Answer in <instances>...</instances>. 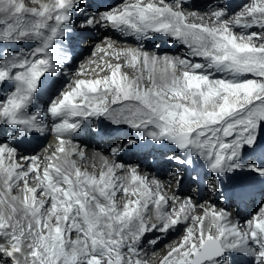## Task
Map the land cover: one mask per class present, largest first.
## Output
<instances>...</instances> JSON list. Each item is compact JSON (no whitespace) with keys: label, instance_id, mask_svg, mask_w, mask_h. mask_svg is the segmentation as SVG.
Masks as SVG:
<instances>
[{"label":"snow or ice","instance_id":"1","mask_svg":"<svg viewBox=\"0 0 264 264\" xmlns=\"http://www.w3.org/2000/svg\"><path fill=\"white\" fill-rule=\"evenodd\" d=\"M191 7L0 0V264H151L174 231L156 264H264V0ZM101 29L135 45L106 38L66 71L73 39ZM161 37L185 51L147 50ZM86 126L124 132L98 174L79 166ZM48 133L53 151L21 152ZM143 150L167 162L170 193L119 162ZM186 176L234 212L181 196Z\"/></svg>","mask_w":264,"mask_h":264},{"label":"bare ground","instance_id":"2","mask_svg":"<svg viewBox=\"0 0 264 264\" xmlns=\"http://www.w3.org/2000/svg\"><path fill=\"white\" fill-rule=\"evenodd\" d=\"M121 2H122V0H111L110 4L115 6L116 4L121 3ZM218 2H217V0H202V1H197V2L190 1L191 5L194 6V7H191L190 10L203 13V12H206L208 10L209 5L214 6ZM220 2L223 3L222 0H220ZM243 2H247V0H244ZM93 3H96V2L93 0ZM29 4H30V0H29ZM200 6L204 7V9L198 8ZM90 34H94L91 39L88 38V35H90ZM83 37H87V39L83 43L78 44L79 40L82 39ZM106 38L117 40L118 41L117 46H124L126 44L127 45H133V46L135 45L134 39H132L130 37H124L119 32H113L111 30H104V29H101L99 31H93V32L86 34L84 36L75 37L73 39V43H72V48H73L74 54L72 56V60L70 61L68 66H66V71H68L70 73L69 70L72 68V66L74 64L73 61L76 62V60L79 57H81L82 54L89 52V54L83 59V63H86L88 61V59L92 56L91 50L94 48L95 44L100 43L101 41H103ZM153 43L160 45L159 51H160L161 55H163L164 53H168L170 55H178V54H181L185 51L184 49H180V48H182L180 45H178V44L172 45L170 42L165 41L164 38H162V37L157 39V40H154L151 44H146L147 50H149V51L154 50ZM164 44H165V46H164ZM82 47H85V48H82ZM98 55H100V54H98ZM82 57H84V56H82ZM126 71H127V69H126ZM66 79H71V76L66 77ZM88 128L89 127L86 126L84 128V130L86 131ZM107 131H109L111 134L101 135L99 140H96L94 138L95 134L92 133V131L85 134V137L82 136L81 132L76 134L73 137L74 142L76 144H79L80 147L85 151V157L86 158L84 161L79 163L81 170H87L89 173H96V174L99 173V170L101 169L102 163H103L100 159V156H110L109 144H110L111 140L115 139V137L111 138V136L115 133L112 132L110 129H108ZM119 133H124V132L121 131ZM46 138H51L52 141L50 143H47V145H45L43 147L40 146L39 143L42 140H45ZM38 141H40V142H38ZM56 144H57V141H56L54 135L51 133H48L46 136H38L37 139L33 140L30 145L21 146L20 150H21V152H24L25 149H27V151L29 153H34L40 148L39 153H37V155H43L45 148H48L49 146H51L50 151H53L56 147ZM94 151H97L98 153H100V155H96V153ZM138 159H139V156H137L136 154L124 155L122 157V160L119 162L125 163V164H135V163L139 162L141 165V174H148L150 178H151V176L155 175L159 180H161L164 183V185H165L164 191L170 193L171 190L167 187V185H168V181L171 179V176L169 175L167 163H163V162L160 163L159 169L157 170L158 166L153 167L150 165L149 162H145L143 160L138 161ZM121 175H123V174H121ZM188 185H189L188 181H184V184L179 189H177L178 193L181 196H184L185 194L193 195L194 197L199 199L201 203H204L205 201H210V202H215L217 204V206L221 205V204L218 205V203L216 201V197H214V196L210 197L209 194L207 193V191H204L203 199H201L199 196H196L195 194H193L188 189ZM173 187H174V185H173ZM257 204L258 203H256V202L249 201L246 204L242 205L240 208L241 215L238 219L243 220V219L249 218L251 213L253 212V210L257 209ZM228 210L234 212V209H232V208L231 209L228 208ZM176 233L177 232H175V231L170 232L167 236L161 237V243L159 245L155 246V248L148 251L149 258H152L151 264H156V260L160 256H162L164 254V252L166 251V246L168 244L172 243L174 240L179 238L180 233L177 234L176 236H174ZM146 248H147V246H146ZM153 252L156 253V257H154V258H153Z\"/></svg>","mask_w":264,"mask_h":264},{"label":"rangeland","instance_id":"3","mask_svg":"<svg viewBox=\"0 0 264 264\" xmlns=\"http://www.w3.org/2000/svg\"><path fill=\"white\" fill-rule=\"evenodd\" d=\"M218 1L220 2V0H217V2H218ZM195 2H197V1H195ZM198 8H202V9H204V7H201V6L198 7ZM93 35H94V34H90V35H88V38L91 39ZM86 39H87V37H83L82 39L79 40L78 44H79V43H83ZM155 44H156V43H153V46H154ZM165 44H166V43H165ZM165 44H164V46H165ZM82 48H85V47H82ZM180 49H183V48H180ZM88 54H89V52H86V53L82 54L81 57H79V58L76 60V62H74L72 68L69 70L70 73L76 71V70L79 68V66L83 63V59H84ZM82 56H84V57H82ZM51 141H52L51 138H46L45 140H42L41 142L38 141V142H40L39 145L43 147V146L47 145V143H50ZM39 149H40V148H39ZM39 149H38L36 152H34V154H35V153H36V154L39 153ZM218 201H219V200H218ZM219 202H220V201H219ZM218 205H219V204H218ZM177 234H179V232H177L174 236H176Z\"/></svg>","mask_w":264,"mask_h":264},{"label":"clouds","instance_id":"4","mask_svg":"<svg viewBox=\"0 0 264 264\" xmlns=\"http://www.w3.org/2000/svg\"><path fill=\"white\" fill-rule=\"evenodd\" d=\"M218 203V202H217Z\"/></svg>","mask_w":264,"mask_h":264}]
</instances>
